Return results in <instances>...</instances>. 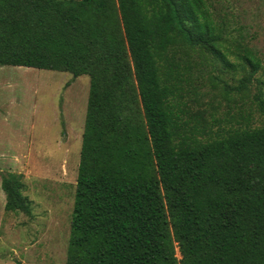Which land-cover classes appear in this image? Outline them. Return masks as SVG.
<instances>
[{
	"label": "trees",
	"instance_id": "trees-1",
	"mask_svg": "<svg viewBox=\"0 0 264 264\" xmlns=\"http://www.w3.org/2000/svg\"><path fill=\"white\" fill-rule=\"evenodd\" d=\"M246 48L208 0H0V66L90 78L66 264H264V125L214 131L184 100L205 57L264 117ZM2 189L32 215L22 175Z\"/></svg>",
	"mask_w": 264,
	"mask_h": 264
},
{
	"label": "rangeland",
	"instance_id": "rangeland-1",
	"mask_svg": "<svg viewBox=\"0 0 264 264\" xmlns=\"http://www.w3.org/2000/svg\"><path fill=\"white\" fill-rule=\"evenodd\" d=\"M208 1L230 39L255 52L261 76L264 0ZM198 57L200 69H183L184 100L194 111L215 120L214 131L263 126L255 84L239 94L224 92L247 73ZM89 89L87 75L0 66V264H66ZM9 173L22 175L31 216L6 211L2 180Z\"/></svg>",
	"mask_w": 264,
	"mask_h": 264
}]
</instances>
